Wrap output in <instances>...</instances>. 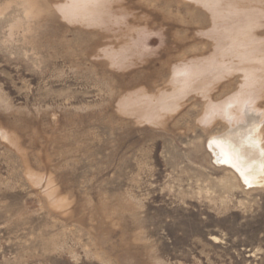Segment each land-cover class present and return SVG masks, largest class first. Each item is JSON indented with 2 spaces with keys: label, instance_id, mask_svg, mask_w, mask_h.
<instances>
[{
  "label": "rangeland",
  "instance_id": "rangeland-1",
  "mask_svg": "<svg viewBox=\"0 0 264 264\" xmlns=\"http://www.w3.org/2000/svg\"><path fill=\"white\" fill-rule=\"evenodd\" d=\"M10 2L0 0V127L13 138L0 136V264H264V186L234 184L215 161L207 143L226 123L199 122L207 99L190 91L158 122L120 108L130 92L169 91L176 64L214 51L208 10L114 0L89 25ZM138 31L146 49L110 63L104 50ZM242 80L227 75L211 99Z\"/></svg>",
  "mask_w": 264,
  "mask_h": 264
},
{
  "label": "bare ground",
  "instance_id": "bare-ground-1",
  "mask_svg": "<svg viewBox=\"0 0 264 264\" xmlns=\"http://www.w3.org/2000/svg\"><path fill=\"white\" fill-rule=\"evenodd\" d=\"M14 1L20 4L25 16L52 11L54 9L52 5H55V11H58L62 18L89 25L104 23L106 8L108 9L114 2V0H62L60 3L58 0ZM194 1L209 12L211 29L207 35L214 39V51L207 57L176 64L169 79V91L166 88L156 94H150L140 89L128 93L120 101L121 111L134 114L139 119L158 122L168 112L174 111L179 106L180 99L188 92L199 91L201 96L207 99L199 122L211 126L217 119H221L226 123L223 131L213 134V138L207 143L215 161L230 168L226 169L234 184L243 182L245 188L249 190L263 187L264 107L259 99L262 98L264 89V40L259 35L261 31L260 33L256 31L263 24L260 18L264 16V7L258 6L262 0L255 3L252 0ZM136 34V41L123 46L119 51L104 50L110 63L124 64L128 52L141 54L146 49L145 33L138 31ZM238 70L243 72V80L237 91L220 102H214L210 92L215 84ZM254 110L261 111L255 114ZM205 130L210 131L206 127ZM0 136L13 143L11 134L1 127ZM29 176L36 184H41L44 180L48 197L52 202H58V206H62V200L56 198L50 188L52 180L47 175L31 171Z\"/></svg>",
  "mask_w": 264,
  "mask_h": 264
}]
</instances>
